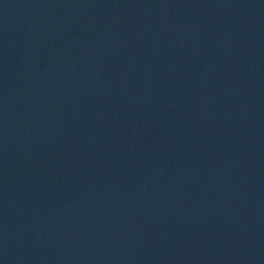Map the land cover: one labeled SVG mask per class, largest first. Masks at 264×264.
<instances>
[{
	"label": "water",
	"instance_id": "1",
	"mask_svg": "<svg viewBox=\"0 0 264 264\" xmlns=\"http://www.w3.org/2000/svg\"><path fill=\"white\" fill-rule=\"evenodd\" d=\"M0 264H264V0H0Z\"/></svg>",
	"mask_w": 264,
	"mask_h": 264
}]
</instances>
